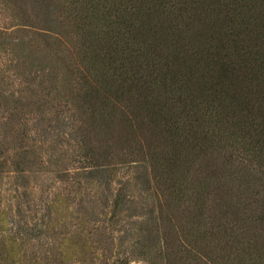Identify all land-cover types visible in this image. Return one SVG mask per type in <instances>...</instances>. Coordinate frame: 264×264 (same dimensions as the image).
Segmentation results:
<instances>
[{
    "label": "trees",
    "instance_id": "16d2710c",
    "mask_svg": "<svg viewBox=\"0 0 264 264\" xmlns=\"http://www.w3.org/2000/svg\"><path fill=\"white\" fill-rule=\"evenodd\" d=\"M0 2L62 69L118 263L264 264V0Z\"/></svg>",
    "mask_w": 264,
    "mask_h": 264
},
{
    "label": "rangeland",
    "instance_id": "374dc122",
    "mask_svg": "<svg viewBox=\"0 0 264 264\" xmlns=\"http://www.w3.org/2000/svg\"><path fill=\"white\" fill-rule=\"evenodd\" d=\"M24 29L0 2V264H120L124 234L101 223L111 214L108 194L82 179L89 144L60 85L62 69L31 40L36 30L27 28L28 37ZM123 176L118 171L113 191ZM102 231L107 262L94 260ZM128 264L147 263L134 256Z\"/></svg>",
    "mask_w": 264,
    "mask_h": 264
}]
</instances>
